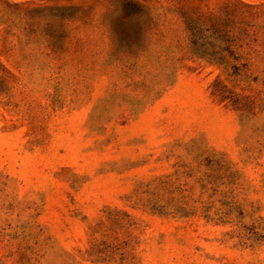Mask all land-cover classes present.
<instances>
[{
    "label": "rangeland",
    "instance_id": "1",
    "mask_svg": "<svg viewBox=\"0 0 264 264\" xmlns=\"http://www.w3.org/2000/svg\"><path fill=\"white\" fill-rule=\"evenodd\" d=\"M0 264H264V0H0Z\"/></svg>",
    "mask_w": 264,
    "mask_h": 264
}]
</instances>
